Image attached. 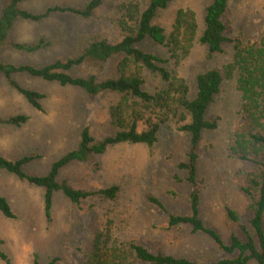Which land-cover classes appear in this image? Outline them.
Returning <instances> with one entry per match:
<instances>
[{"label":"rangeland","instance_id":"1","mask_svg":"<svg viewBox=\"0 0 264 264\" xmlns=\"http://www.w3.org/2000/svg\"><path fill=\"white\" fill-rule=\"evenodd\" d=\"M129 1L104 0L89 18L61 11L50 12L39 20L16 18L0 47V60L39 67L57 59L66 60L95 39L117 42L123 36L121 8ZM210 1L172 0L153 18L169 36L177 10L193 11L196 36L188 53L171 54L165 44L149 38L135 44L146 52L169 58L163 66L185 81L191 97L199 72L230 63L236 47L264 40V0H229L224 18L231 41L223 45L222 51L210 53L207 46L198 41L204 28L205 8ZM86 2L23 0L18 6L37 14L48 6L82 7ZM134 2L141 8L146 4L145 0ZM2 4L0 0V11ZM40 37L47 45L32 52L11 45L14 42L33 44ZM121 58V54L106 62L86 58L69 70V74L95 76L98 80L116 77ZM141 75L143 90L154 94L166 87L158 74L141 68ZM237 77L234 73L223 80L220 92L205 115L209 120H216L217 127L204 130L198 144L200 217L224 243L231 234L244 238L241 225L253 232L249 224L251 200L241 188L246 174L257 167L229 154L234 133L242 123ZM12 78L20 86L44 95L39 99L42 107L39 110L10 86L0 72V117L7 119L17 114L28 117L19 126L0 122V156L8 160L33 156L22 167L26 174L46 175L57 159L76 148L85 126L97 140L115 133L109 109L119 101L118 93L107 90L89 95L80 87L61 85L26 72L13 73ZM186 120L188 113L178 109L160 125L158 139L152 146L118 143L86 162L72 161L59 169L57 179L67 180L76 189L96 191L116 185L118 191L113 199L93 194L75 204L57 190L52 194L50 214L46 215L43 189L0 168V195L15 215L6 217L0 211V251L6 256L0 257V264H34L35 259L39 264H47L53 258H57L55 264H84L94 249L96 237L104 236L108 229L113 240L135 242L152 252L201 262L227 257L206 233L193 232L187 224L168 225L169 214L189 213L190 186L185 180L186 171L177 167L186 159L189 147V135L177 129ZM151 196L158 199L165 210L153 204L149 200ZM228 209L236 212L238 221L229 218ZM247 264L256 262L250 260Z\"/></svg>","mask_w":264,"mask_h":264},{"label":"trees","instance_id":"2","mask_svg":"<svg viewBox=\"0 0 264 264\" xmlns=\"http://www.w3.org/2000/svg\"><path fill=\"white\" fill-rule=\"evenodd\" d=\"M21 1L23 0H3L0 12V47L6 40L16 18L39 20L55 11L89 18L104 0H87L82 7L48 6L45 11L37 14L19 8L18 4ZM145 1L146 4L142 8L134 0L122 5L120 27L123 36L117 42H110L104 38L95 39L66 60L57 59L39 67L0 61V72L8 84L23 94L27 101L39 110L42 109L39 99L44 95L20 86L12 78L13 73L26 72L48 81H57L61 85L77 86L89 95H97L107 90L120 95L119 101L109 109L111 122L115 127L114 134L97 140L90 134L87 126L83 127L76 148L57 159L50 171L43 176L28 175L22 170L23 165L33 156H22L16 160H8L0 156V168L43 189L46 215L50 214L52 194L57 190L75 204L93 194L113 199L118 191L116 185L96 191L76 189L67 180L57 179L59 169L72 161L86 162L91 157L104 153L107 147L118 143H143L152 146L158 139L160 125L166 121L169 114H176L178 109H183L188 113V120L179 124L177 129L189 135V147L186 159L179 162L177 167L186 171L185 180L190 186L189 213L169 214L168 225L187 224L193 232L206 233L228 256L201 262L186 257L152 252L135 242L124 243L113 240L108 229L104 236L96 237L94 249L84 264H247L250 260H254L256 264H264V40L259 44L236 47L230 63L199 72L195 77V92L191 97L185 81L163 66L169 58L146 52L137 48L135 44L149 38L155 43L165 44L171 54L188 53L196 36L194 12L185 9L177 10L172 31L169 36H166L164 28L155 24L153 18L159 9L167 7L172 0ZM228 2L229 0H211L205 8L204 28L198 41L205 44L210 53L222 51L223 45L231 41L227 35L224 18ZM11 45L17 49L32 52L43 48L47 42L40 37L33 44L14 42ZM120 54L122 58L117 64L116 77L98 80L95 76L81 77L69 74V70L82 64L86 58L106 62ZM141 68L158 74L166 83V87L154 94L143 90ZM234 73L238 74L236 86L242 98L239 110L242 123L234 133L229 154L251 162L257 168L246 174L245 184L241 188L251 200L249 208L252 215L249 224L253 232L250 233L241 225L244 238L231 234L229 241L224 243L219 234L206 226L200 217L201 185L197 179L198 144L204 130L217 127L216 120L205 117L206 111L220 92L223 80ZM27 119V116L17 114L7 119L0 117V122L19 126ZM175 178L178 177L175 176ZM149 200L165 210L162 203L155 197L151 196ZM0 211L6 217L15 216L2 195H0ZM227 213L231 220L238 221L236 212L228 209ZM231 254L235 255L230 257ZM0 257L6 258L1 251ZM56 260L57 258H53L47 264H55ZM34 264H39L37 259L34 260Z\"/></svg>","mask_w":264,"mask_h":264},{"label":"crops","instance_id":"3","mask_svg":"<svg viewBox=\"0 0 264 264\" xmlns=\"http://www.w3.org/2000/svg\"><path fill=\"white\" fill-rule=\"evenodd\" d=\"M2 9V8H1ZM1 12V11H0ZM1 61V60H0ZM3 62V61H2Z\"/></svg>","mask_w":264,"mask_h":264}]
</instances>
